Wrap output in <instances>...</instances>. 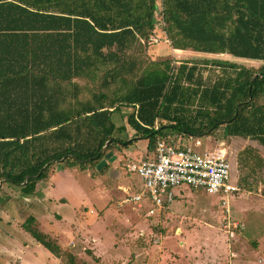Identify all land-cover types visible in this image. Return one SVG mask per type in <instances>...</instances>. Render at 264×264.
Returning a JSON list of instances; mask_svg holds the SVG:
<instances>
[{"label": "trees", "instance_id": "16d2710c", "mask_svg": "<svg viewBox=\"0 0 264 264\" xmlns=\"http://www.w3.org/2000/svg\"><path fill=\"white\" fill-rule=\"evenodd\" d=\"M160 19L172 49L262 65L154 60L143 41ZM125 129L148 139L143 158L168 135L220 129L216 142L264 149V0H0V192L33 195L56 167L103 174L132 145ZM239 165L256 179L264 157L247 146ZM38 223L22 227L59 255Z\"/></svg>", "mask_w": 264, "mask_h": 264}, {"label": "rangeland", "instance_id": "374dc122", "mask_svg": "<svg viewBox=\"0 0 264 264\" xmlns=\"http://www.w3.org/2000/svg\"><path fill=\"white\" fill-rule=\"evenodd\" d=\"M157 33H162L159 27ZM148 55L154 60L171 56L180 62L199 57L262 65L227 55L174 53L163 42L149 45ZM125 113L130 114V110L126 109ZM118 124L123 122L119 120ZM116 137L131 138L132 145L122 152L113 150L116 157L107 158L111 160L110 167L103 174L56 167L53 177L42 182L44 188L39 187L33 195L23 196L20 188L11 184L3 187L0 264H56L60 254L64 260L71 256L77 264L93 262V248L99 243L109 247L113 255L117 254L113 256V264H264V172L248 180L245 178L248 170L239 165L240 154L247 146L264 157L261 146L244 140L216 142L223 137L221 129L213 137L202 138L204 146L223 145L229 153L233 166L231 182H239L241 188L239 193L229 196L232 198L229 214L225 213L224 196L182 188L176 190L170 209L151 216L153 205L149 202L143 208L134 203L123 204L125 199L144 190L140 177L128 173L126 164L146 155L148 139H137L126 129ZM30 215H34L39 228L59 247V255L38 243L22 227ZM94 221L103 224L95 226ZM229 221L243 224L245 230L234 231L232 236L227 228ZM199 229L205 233L200 238ZM94 260L100 263L101 259Z\"/></svg>", "mask_w": 264, "mask_h": 264}, {"label": "built area", "instance_id": "2783aa9c", "mask_svg": "<svg viewBox=\"0 0 264 264\" xmlns=\"http://www.w3.org/2000/svg\"><path fill=\"white\" fill-rule=\"evenodd\" d=\"M163 26L164 22L160 19L154 33L143 43L156 45L163 42L170 45ZM158 27L161 34L157 33ZM177 52L180 53L174 50V53ZM232 167L229 153L223 145L209 148L204 146L201 138L195 136L168 135L158 142L152 158L146 156L138 161L129 160L126 164L129 173L140 177L144 190L125 199L123 204L134 203L143 208L144 203L149 202L153 205L149 214L154 216L174 203L176 190L187 188L224 196L222 202L224 206L227 205L225 213L229 214L232 200L229 196L241 190L237 183L231 182ZM227 228L232 236L234 231L245 230L243 224L230 221Z\"/></svg>", "mask_w": 264, "mask_h": 264}, {"label": "crops", "instance_id": "0c3cea01", "mask_svg": "<svg viewBox=\"0 0 264 264\" xmlns=\"http://www.w3.org/2000/svg\"><path fill=\"white\" fill-rule=\"evenodd\" d=\"M159 6H161V5H159ZM159 22V21H158ZM173 50H175V49H173ZM178 51H180V52H184V51H182V50H178ZM179 63V62H178ZM129 173V172H128ZM236 183V182H235ZM39 187H42V188H44V184L43 183H40L39 185H38V188H37V190L39 189ZM46 189V188H45ZM73 193H75L74 191H73ZM139 193V192H138ZM177 196V195H176ZM173 204V203H172ZM171 204V205H172ZM171 205L170 206H168V207H166L165 209H170V207H171ZM165 209H163V210H165ZM162 210V211H163ZM161 211V212H162ZM38 221V220H37ZM98 222L99 221H94V223H95V226H98V225H101L102 226V222H100L99 224H98ZM97 223V224H96ZM40 224V223H39ZM94 226V227H95ZM204 229V228H203ZM46 234V233H45ZM205 233L202 231V229H199V238L200 237H203V235H204ZM97 243V242H96ZM93 249H95V252L93 253V255L95 256V258H93L92 259V261L93 262H87V263H84V262H82V263H80V264H113L112 262H113V256L114 255H117V254H114L113 255V251H110V248L109 247H106L105 245H103V244H101V243H99V244H96L95 246H94V248ZM80 254V253H79ZM77 255H78V253H77ZM59 258L57 259V262H56V264H71L70 262H69V259H67V260H64V257L60 254V256H58ZM94 259H101L100 260V263H98L96 260H94ZM75 260V259H74ZM72 264H77L76 262H72ZM115 264V263H114ZM121 264H125V263H121ZM154 264H161V263H159V262H157V263H154Z\"/></svg>", "mask_w": 264, "mask_h": 264}, {"label": "water", "instance_id": "95a60500", "mask_svg": "<svg viewBox=\"0 0 264 264\" xmlns=\"http://www.w3.org/2000/svg\"><path fill=\"white\" fill-rule=\"evenodd\" d=\"M257 77H259V75H257V76H255V79L257 78ZM111 144V142H109L108 144H107V146H109ZM112 156V153H110V154H108L107 155V158H110ZM113 159V158H112ZM111 159V160H112ZM1 185V184H0Z\"/></svg>", "mask_w": 264, "mask_h": 264}]
</instances>
